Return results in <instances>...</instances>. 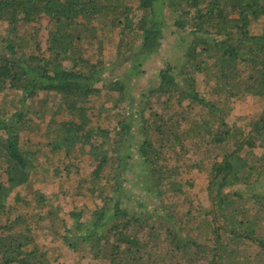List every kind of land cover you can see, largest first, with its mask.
<instances>
[{
  "label": "trees",
  "instance_id": "obj_1",
  "mask_svg": "<svg viewBox=\"0 0 264 264\" xmlns=\"http://www.w3.org/2000/svg\"><path fill=\"white\" fill-rule=\"evenodd\" d=\"M138 1V7H133L125 0H0V91L14 89L25 91L28 96L40 91L60 93V108L54 115L65 110L69 118L59 120L54 116L45 126L50 136L46 141L49 151L67 161L73 152L90 146L98 162L94 176L111 184L108 191L103 186L95 187L102 196V203L92 210L90 217L83 211L72 212L74 226L67 229L65 225L66 232L56 239L63 238L79 251L88 246L93 256L108 259L111 264H150L144 261L150 253L145 255L139 250L138 241L128 234L133 233L136 226L155 227L154 215L149 214L146 207L141 216L131 214L127 201L132 200L129 184L135 180L128 177L130 172L136 174L135 168H140L138 177L142 180L136 185L141 186L148 197H162L167 193L174 198L183 195V182L176 178L178 172L170 169L165 161L170 160V153L186 150L183 129L186 120L163 118L160 123L155 122L156 132L172 143H158L150 135H144L138 143L139 116L133 111L135 100L131 95V78L144 74V62L162 46L167 19H170L166 9L176 16L174 25L178 30H190L193 35L186 49L190 61H194L193 69L202 71L198 58L204 53L210 54L216 65L215 76L223 82L221 90H227L229 98L248 94L264 97V0ZM44 18L49 20L50 56L42 52L40 43L32 53L20 54L25 44L19 35L21 26ZM256 25H259L258 30ZM116 28H121L127 39L130 35L132 41L125 44L130 46L127 52L123 51L124 41L119 44L120 58L129 65L122 78L112 80L102 74L104 63L99 60L93 63L83 57L80 43L88 38L97 39L98 31L114 32ZM159 75L160 83L150 89L151 94L163 99L169 95L171 101L178 93L180 101L188 102V113L198 107L207 109L222 120V125L216 126L214 132L208 127L211 122L206 121L207 128L213 132L210 141L224 144L229 140L233 130L225 121L224 112L197 89V79L191 75L190 66L185 65L183 71L178 72L174 63H169ZM104 91L118 94L114 102L117 108L127 102L131 112L123 120H114L108 112L109 124L107 119L102 124L106 113L100 108L99 122L93 123L89 104ZM25 100L21 99L20 109L0 116V169L6 174L3 180L0 173L1 215L5 213L7 199L19 186L29 182L43 155V150L31 143L37 128L27 118ZM143 125L146 126L145 122ZM249 128L236 148L213 166L210 207L201 208L194 216L182 213L176 202L156 207L157 226L166 224L167 233L173 236L171 247L162 253V258L166 257L162 264H169L166 263L168 258L174 262L199 250L205 255L204 264H224L231 253L225 245L228 239H246L264 249V236L255 233L256 223L262 218L251 215L249 209L234 208V198L242 201L247 197L258 213L264 215V167L258 168L251 159L255 148L264 147V112ZM113 135L117 137L115 142H112ZM104 137L105 143L100 141ZM28 146L33 149L26 150ZM66 170L70 171L68 166ZM167 186L170 191H163ZM236 213L240 214L239 218L232 219ZM143 214L148 217L143 219ZM28 218L22 215L4 221L0 217L1 264L51 263L35 235L30 233L29 238L16 228L21 221L28 224ZM206 225L212 236L208 245L200 244L192 234ZM198 256H195L196 261Z\"/></svg>",
  "mask_w": 264,
  "mask_h": 264
},
{
  "label": "rangeland",
  "instance_id": "obj_2",
  "mask_svg": "<svg viewBox=\"0 0 264 264\" xmlns=\"http://www.w3.org/2000/svg\"><path fill=\"white\" fill-rule=\"evenodd\" d=\"M125 3L133 7L139 5L138 0H125ZM166 13L170 16V19H167L168 25L164 30L160 50L144 62L142 69L145 71L144 74L131 78V95L135 100L133 111L136 116H139L137 117L138 143L144 135H150L158 143L161 141L172 143V140L168 137L159 135L156 132L157 125L155 122L160 123L163 118L169 121L170 119L182 117L186 120L183 124L186 134V138H184L186 150L170 153L168 155L170 160L165 161L170 169L178 172L176 178L183 182V195L180 198L169 197L168 193L162 197H148L142 192V187L136 185L137 182L140 184L139 181L142 180L141 177H138L141 174L138 167L135 168L136 174L130 172L128 176L130 179L135 180L134 183L129 184L132 200H128L127 204H130L131 214L141 216L146 207L150 211L149 214L154 215L155 227L136 226L131 231L133 233H128L138 241L139 250H143L145 255L146 252L150 253V255L145 256L144 260L150 264L165 262L166 257L162 258V253L168 247H171L173 239L172 234L167 233L168 227H165L166 224L157 226L159 212L156 207H161L165 202H176L178 204L177 209L184 214L189 213L191 216L196 215V212L201 208L210 207L212 198L209 183L214 164L220 162L223 156L236 148L239 141L243 140V133H249L251 122L260 118L264 112L263 96L248 94L229 98L227 90L222 92L223 82H219L215 76L216 65L210 54L204 53L198 58V61L202 63V71L193 69L194 61H190L186 53L193 35L190 34V30H178L174 25L176 16L171 14L168 8ZM258 26L256 25L255 29ZM48 28L49 20L47 18L37 23L22 25L19 35L25 41V44L20 54L32 53L37 44L40 43L42 52L50 56L51 52L48 51ZM98 35L97 39L88 38L80 43L82 49L80 51L83 57L93 63L98 60L104 63L105 68L102 74L105 78H111L112 80L122 78L129 64L120 58L119 44L122 41H124L122 45L131 42L130 35L127 39L125 36L127 34L123 33L121 28H116L114 32L104 33V31H98ZM129 47L125 45L123 51L127 52ZM169 63H174L178 72L183 71L185 65L190 66L191 75L197 79V89L207 100L216 102L217 106L224 112L225 121L233 130L226 143H212L210 141L216 126L222 125V120L217 118L218 116L210 114L207 109L201 107L188 113L190 111L186 107L188 102L185 100L180 101L178 93H175L170 101L169 95L163 99L159 95L149 92L150 89L160 83V71ZM239 69L241 70V67ZM28 94L25 91L14 89L0 91V116L20 109L21 99L26 98L25 112L27 118H30L36 126L35 128H37L34 132V138H31V143H36L43 150V155L39 158V164L33 170L29 182L24 186H19L7 199L5 213L0 214V217L2 216L4 221H8V219L15 220L22 215H27L29 217L28 224L21 221L16 228L29 238L32 234L35 235L36 242L48 254L50 264H111L108 259L93 256L88 246L85 247V250L79 251L73 249L71 244L65 242L63 238L56 239L58 235L62 236V233L66 232L65 225L67 229L74 226L75 218L72 217V212L83 211L90 217L92 210L102 203V196L95 187L103 186L108 191L111 184L107 185L106 180L97 179L94 176V170L98 162L92 155L90 146L73 152L67 161L61 155L53 156V153L49 151L50 147H47L46 141L50 140V136L48 131L45 132V126L52 121L54 116H58L59 120L69 118L65 110L54 115L60 108L61 94L49 91H40L35 96H28ZM117 97V93L106 91L93 97L89 105L92 107L90 116L94 124H97L99 122L98 117H101L99 116L100 108L104 109L106 113L103 116L102 124L106 121L105 119H107L106 123L109 124L108 112L111 113L114 120H123L131 112L127 102L117 108L114 103ZM182 103L185 106H182ZM206 121L211 122L212 125L208 124V127L211 126L213 132L207 128ZM144 122L146 126L143 125ZM115 138L117 137L113 135L112 142L116 141ZM100 141L105 143V137L100 138ZM106 146H110V141L106 143ZM25 149L32 150L33 147L28 146ZM133 152L137 160V151L134 149ZM254 152L251 159L258 168L262 169L264 167V147H257ZM67 166L70 171L66 170ZM111 167L112 165L107 171ZM0 173L2 179L6 180L4 171L0 169ZM163 191H170L169 186L165 187ZM234 200L235 209L241 207L244 211L246 208L249 209L251 215L262 218L256 223L255 233L264 236V215L258 213L257 207L247 197L242 201L239 198H234ZM141 203L145 206H140ZM239 215V213H236L231 217L236 220ZM142 217L146 219L148 215L143 214ZM29 226L32 227L31 230L27 229ZM200 232L192 234L197 237L200 244L208 245L207 242L210 244L212 236L208 226H203ZM225 245L228 246L231 253L227 255L224 264H264V249L257 244L250 243L246 239L235 238L228 239ZM135 246L132 247L136 248ZM206 247L202 246L201 248ZM202 253L201 250L194 251L187 258H176L174 262L168 258L166 263L204 264L206 260H203L205 255H202ZM195 256H198L197 261Z\"/></svg>",
  "mask_w": 264,
  "mask_h": 264
}]
</instances>
